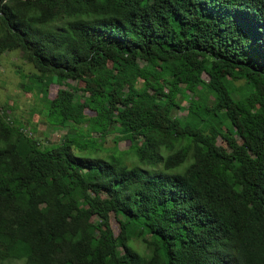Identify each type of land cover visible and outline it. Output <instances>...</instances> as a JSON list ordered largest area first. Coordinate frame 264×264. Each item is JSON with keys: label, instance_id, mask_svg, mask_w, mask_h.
Returning a JSON list of instances; mask_svg holds the SVG:
<instances>
[{"label": "trees", "instance_id": "obj_1", "mask_svg": "<svg viewBox=\"0 0 264 264\" xmlns=\"http://www.w3.org/2000/svg\"><path fill=\"white\" fill-rule=\"evenodd\" d=\"M14 51L60 125L162 168L78 157V133L40 149L0 113V264H264V0H0Z\"/></svg>", "mask_w": 264, "mask_h": 264}, {"label": "rangeland", "instance_id": "obj_2", "mask_svg": "<svg viewBox=\"0 0 264 264\" xmlns=\"http://www.w3.org/2000/svg\"><path fill=\"white\" fill-rule=\"evenodd\" d=\"M54 27L60 28V25ZM37 75L42 78L45 77L34 69L30 60L22 51L6 52L0 55V113L5 114V116L8 115L13 123L21 126L23 131L38 143L40 149H48L59 145L64 139L73 138L78 133L77 144L73 146V153L78 157L108 159L115 156L126 164L139 166L146 171L157 172L161 170L160 165L151 166L140 163L131 149L132 142L120 141L117 144L119 135L115 133H94L93 139L89 140L83 137L84 130L87 132L89 128L76 127L77 131H73L74 127L71 123L65 126L60 125V116L48 108L46 100H44L36 85L35 77ZM205 79H207V76H205ZM94 82V77L91 75H87L80 82L60 80L58 77H54L53 84L49 87V98L54 99L61 89L70 91L71 88H74L77 90L76 96L85 99L88 97V94L85 93L86 86ZM162 82L164 85H168L169 79H163ZM182 106L187 108L188 104L184 102ZM84 113L88 117H95L96 115L90 109H86ZM186 114L184 110L177 113L180 117H185ZM261 131L264 136V127ZM254 138L255 134L253 133L250 135V139ZM218 148L223 151L230 149L228 142L223 138H219ZM169 153L170 150L167 148H162L160 151L162 157H166ZM114 227L118 232L116 222ZM134 245L141 252L146 250L145 246L138 241ZM5 264L22 263L9 262Z\"/></svg>", "mask_w": 264, "mask_h": 264}]
</instances>
